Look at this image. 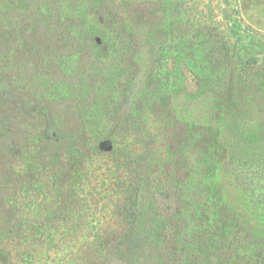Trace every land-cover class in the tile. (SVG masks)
I'll return each mask as SVG.
<instances>
[{
	"label": "rangeland",
	"instance_id": "1",
	"mask_svg": "<svg viewBox=\"0 0 264 264\" xmlns=\"http://www.w3.org/2000/svg\"><path fill=\"white\" fill-rule=\"evenodd\" d=\"M181 18L216 29L232 61L264 41V0H0V188L12 169L30 173L28 209L6 216L0 206V264L9 235L34 240L12 247L13 264L98 253L138 183L153 187L139 203L166 193L169 210L141 223L154 257L185 226L179 247L211 221L220 234L225 206L241 225L231 264H264V113L245 94L228 102L197 82L212 63L206 48L191 60Z\"/></svg>",
	"mask_w": 264,
	"mask_h": 264
},
{
	"label": "trees",
	"instance_id": "2",
	"mask_svg": "<svg viewBox=\"0 0 264 264\" xmlns=\"http://www.w3.org/2000/svg\"><path fill=\"white\" fill-rule=\"evenodd\" d=\"M144 9L148 10L149 8ZM237 14L238 16L240 15L238 12ZM182 19L183 18H181V20ZM179 28V38L182 40L181 44L184 49L188 48L190 50L189 52L192 54L191 60L193 61L196 52L206 48L207 55L212 63L207 76L201 77L197 75L196 71L197 82L201 86H208L213 97L228 102L233 99L234 95L238 97L244 96L245 94V97L249 96L253 101L255 112L264 113V41L258 40L257 45H255L256 50L246 49L242 59L238 58L232 61L233 59L231 60V56L228 54L226 43L222 42L223 39L216 32V29L208 27L204 25V23H192L187 19H185L184 22H179ZM172 50L179 54L182 53L183 49L182 47L175 46ZM192 69L196 70L194 63ZM200 72L202 73V70H200ZM201 75L203 76V73ZM215 89L218 90L216 91ZM237 99L238 98H236V100ZM39 112L38 116L41 118ZM126 112H128V117L133 119L130 111L128 110ZM128 123L129 125L132 124L129 119ZM6 131V133L11 134L8 122H6ZM0 136L4 137L2 134ZM38 157V159H40L39 162H43L44 157L40 155H38ZM42 164L45 163L43 162ZM41 167L39 168L38 175L41 173L42 175L44 174L43 171L45 166L43 165ZM5 170L6 169H2V173L5 174ZM155 171H158V169ZM59 172V177L62 178L63 176L64 178L66 171L63 175V171ZM11 173L14 177L11 179L10 186L4 184L0 188V199L2 200L0 206L4 208V203H7L8 210H6V216H19L21 215V206L23 207L22 209H28L27 204L29 201L24 196L29 192L28 178L30 173L27 169L15 170V168L11 170ZM53 175L58 177L57 170ZM159 175L161 176L160 173ZM53 185L57 187L58 184L54 182ZM148 186L145 183H138L135 188L130 191L132 193L129 197V201H124L125 204L120 208L116 216L117 222L112 230V234H109L108 238L106 236L98 238L99 244L101 243L104 245L103 250H100L98 253H91V256L85 254L78 259L63 258L62 260L49 262V264H231V258L229 257L234 250L232 247L235 241L233 233L240 230L241 225L238 218L225 206H219V210L216 214L218 218L217 222H219L221 227L220 234L216 233L214 224L211 221L205 233H194V231H192L189 235L192 242L189 243L188 246L179 247L176 245V240H181L185 232L188 231L187 226H185L183 233L177 232L176 235H167L169 238H164L156 254L157 256L154 257L146 247L151 239V234L148 232L146 233L147 229L141 226V223L147 215L155 222V220L164 216L165 210L169 209L161 208V203L166 200L164 196L166 193L162 190L163 186L156 189L154 198L151 196L149 199H146L143 195L142 200H147V203H142V201L139 203L141 200L140 194L143 189H153V187H149L148 189ZM39 188L41 189L42 187L39 185ZM57 192L60 193L58 190ZM14 196H18V198L21 199L20 202L17 200L12 201ZM67 202L71 201H65L64 208L68 209L69 204ZM213 207H216V205H211V208ZM145 213L147 215H145ZM22 218L19 220H23ZM190 218L193 221V217L190 216ZM6 219L7 218H4V221ZM177 220L183 221L181 216H177ZM7 234H9V232L6 233V235ZM3 235L4 234H1L0 237ZM48 238L52 242L48 234L41 233L39 234L38 240L46 241ZM7 240L11 242H8L9 246L3 252L5 264H13V261L19 263L20 260L16 258V252L21 247L33 245L34 242L33 238L31 239L29 235L23 239L22 244L20 243L18 245L14 243L16 241L12 240L10 235L7 237ZM16 246L19 247L14 255L12 247L14 248ZM134 249L138 250L135 254H125L126 258L120 259L125 252H134ZM25 256L28 258L27 260L33 258L26 254ZM9 260L11 262H9ZM36 263V260H33V262H27L26 264Z\"/></svg>",
	"mask_w": 264,
	"mask_h": 264
}]
</instances>
